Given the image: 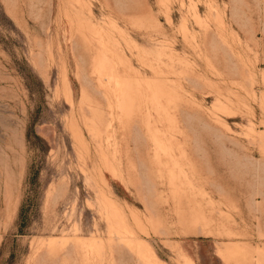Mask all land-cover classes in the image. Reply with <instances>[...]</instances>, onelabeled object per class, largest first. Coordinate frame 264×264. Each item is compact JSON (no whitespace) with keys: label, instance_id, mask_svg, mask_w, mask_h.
I'll return each instance as SVG.
<instances>
[{"label":"rangeland","instance_id":"1","mask_svg":"<svg viewBox=\"0 0 264 264\" xmlns=\"http://www.w3.org/2000/svg\"><path fill=\"white\" fill-rule=\"evenodd\" d=\"M0 264H264V0H0Z\"/></svg>","mask_w":264,"mask_h":264}]
</instances>
